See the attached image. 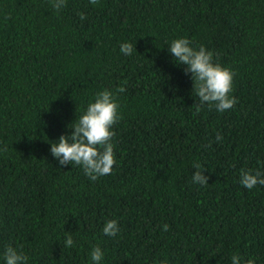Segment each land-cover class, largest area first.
Listing matches in <instances>:
<instances>
[{
    "label": "trees",
    "instance_id": "trees-1",
    "mask_svg": "<svg viewBox=\"0 0 264 264\" xmlns=\"http://www.w3.org/2000/svg\"><path fill=\"white\" fill-rule=\"evenodd\" d=\"M177 38L234 72L233 108L196 111ZM121 85L111 175L59 165L50 144ZM241 170L264 171V0H0V264L8 245L27 264H92L96 246L101 264H264V186Z\"/></svg>",
    "mask_w": 264,
    "mask_h": 264
},
{
    "label": "clouds",
    "instance_id": "clouds-1",
    "mask_svg": "<svg viewBox=\"0 0 264 264\" xmlns=\"http://www.w3.org/2000/svg\"><path fill=\"white\" fill-rule=\"evenodd\" d=\"M52 9L59 13L67 6V0H48ZM92 5H98L99 0H89ZM80 19H86L80 13ZM132 43L124 42L120 45V52L125 56L133 54ZM168 52L171 54L173 62L184 65L185 74H191L192 90L199 104L196 111L199 112L206 104L209 111L213 108L223 113L234 107L237 103L235 97L230 93L233 90L234 72L227 67H222L219 63H214V53L206 49L203 45L199 48L192 46V42L186 38H177L168 45ZM127 84V81L124 82ZM126 91L121 85L114 91L102 90L96 93L94 102H90L82 115L76 119L71 127L70 135H61L57 142L50 144V152L58 164L77 165L82 167L84 174L92 181L99 177L111 175L113 166L116 164L113 144L111 143L115 132L112 128L122 118L119 113V103L117 95ZM216 140L220 141L221 136L217 134ZM196 171L193 173L192 182L201 186L207 185L208 177L203 175L201 165H193ZM240 184L251 190L257 185L264 186V171L241 170ZM162 231L169 230V226L164 224ZM120 231L116 220L107 221L103 227L104 235L113 237ZM67 233V232H66ZM64 246L71 248L74 241L70 233L66 235ZM4 264H27L28 257L20 249L8 245L2 253ZM104 252L99 246L93 247L90 252L92 264H101ZM231 264H255L253 258L242 261L239 255L230 257ZM159 264H167L161 261Z\"/></svg>",
    "mask_w": 264,
    "mask_h": 264
}]
</instances>
